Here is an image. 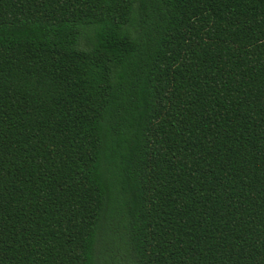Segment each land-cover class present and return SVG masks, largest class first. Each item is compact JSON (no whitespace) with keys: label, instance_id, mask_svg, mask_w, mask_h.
Segmentation results:
<instances>
[{"label":"trees","instance_id":"1","mask_svg":"<svg viewBox=\"0 0 264 264\" xmlns=\"http://www.w3.org/2000/svg\"><path fill=\"white\" fill-rule=\"evenodd\" d=\"M106 219L264 264V0H0V264H96Z\"/></svg>","mask_w":264,"mask_h":264},{"label":"rangeland","instance_id":"2","mask_svg":"<svg viewBox=\"0 0 264 264\" xmlns=\"http://www.w3.org/2000/svg\"><path fill=\"white\" fill-rule=\"evenodd\" d=\"M120 190L115 189V194ZM115 206V204H114ZM127 228L106 219L96 246V264H139L133 251L127 249Z\"/></svg>","mask_w":264,"mask_h":264}]
</instances>
